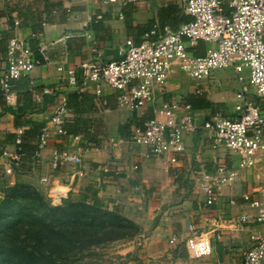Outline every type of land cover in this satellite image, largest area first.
I'll return each instance as SVG.
<instances>
[{"label":"crops","instance_id":"obj_1","mask_svg":"<svg viewBox=\"0 0 264 264\" xmlns=\"http://www.w3.org/2000/svg\"><path fill=\"white\" fill-rule=\"evenodd\" d=\"M191 20L174 0H118L107 5L101 0H0V59L5 60L8 42L15 37L26 43L39 62L29 76L13 83L10 103L5 101L0 86V181L4 182V191L15 185L31 186L59 206L95 187L109 203L127 209L129 218L142 230L138 237L144 245L136 254L146 264H242L244 253L251 247L250 235L264 236V224L240 227L235 223L252 215L243 197L257 196L264 186V154L255 157L253 167L238 169L239 158L225 149L214 150L199 130L184 138L185 152L177 164L169 166L166 157H151L148 148L131 141L132 130L153 117L150 105L129 111L117 104L113 90L104 87L97 96L91 83L78 93L65 85L64 73L58 70L60 63L67 69L116 60L128 40L138 44L153 31V38H158L165 27L173 30L172 23L177 30L181 23ZM208 47L196 42L189 45V50L204 56ZM45 58L53 63H46ZM230 76L215 74L197 91L174 68L168 90L156 105L202 95L215 104L218 112L230 110V116L241 113L234 110L237 104L251 103L264 110V98L253 89L238 98L240 84ZM45 88L55 94L43 93ZM71 94L78 95L77 107L71 109L72 117L64 125L66 135H57L51 117L62 99L67 100ZM195 113L205 120L214 112L209 108ZM18 128L24 131L21 157L18 162L13 160L14 174L9 175L8 163L18 153ZM44 128L51 133L49 144L37 155V138ZM55 152L80 154L82 162L54 168ZM220 164L236 170L237 177L223 185L217 201L207 206L200 187L202 175L215 172ZM105 166H110L109 174L103 173ZM134 166L135 171L131 169ZM4 191L0 189V201ZM192 223L212 243L211 254L200 259L190 258L183 243ZM174 236L179 242L171 246L169 239Z\"/></svg>","mask_w":264,"mask_h":264},{"label":"built area","instance_id":"obj_2","mask_svg":"<svg viewBox=\"0 0 264 264\" xmlns=\"http://www.w3.org/2000/svg\"><path fill=\"white\" fill-rule=\"evenodd\" d=\"M118 0H101L102 4H114ZM184 13L192 18L177 30L165 27L158 38L155 31L138 44L128 40L120 57L108 62H92L81 66L65 68L60 63L58 70L64 73V83L78 93L88 85H95V94L100 96L104 87L114 91L116 101L129 111H139L151 106L152 118L145 119L142 126L132 130L131 141L148 148V155L165 158L169 166L178 163L185 152L184 138L201 130L211 141L214 150L225 149L239 158L238 169L251 168L255 157L264 154V110L251 103L237 104V116H226L216 112L201 120L192 107L183 99L176 98L156 105L159 96L168 90L169 76L177 68L194 86L195 90L212 80L219 71L232 70L237 75L240 90L237 97L253 89L264 98V0H174ZM15 26L19 21H14ZM204 42L211 47L201 57L195 56L189 45ZM45 62H53L45 58ZM3 64V66H2ZM39 62L34 58L26 43L18 38L8 42L5 60L0 59V86L7 103L13 96V83L29 76ZM83 70L80 77L79 72ZM81 78V79H79ZM45 94H55L52 89H43ZM72 117L67 100L51 117V124L57 135H66L64 125ZM24 131L17 129L18 153L8 163L6 174H14L13 160L18 162ZM50 130L42 129L38 136V152L47 147ZM80 154L55 152L52 156L54 168L68 164L79 165ZM133 171L136 166L131 168ZM104 174L111 172L110 166L103 168ZM237 177L236 170H229L224 164L215 172L202 175L200 187L206 195V205L217 201L219 190ZM47 182L46 178L42 179ZM54 201L55 198L52 197ZM244 206L252 212L235 221L240 227L264 224V186L257 196L246 194ZM251 247L244 253L242 264H264V236L250 235ZM179 242L177 237L169 239L171 246ZM184 246L192 259L206 257L212 252L211 239L198 233L195 224L188 226Z\"/></svg>","mask_w":264,"mask_h":264},{"label":"trees","instance_id":"obj_3","mask_svg":"<svg viewBox=\"0 0 264 264\" xmlns=\"http://www.w3.org/2000/svg\"><path fill=\"white\" fill-rule=\"evenodd\" d=\"M171 27L176 30V24ZM77 101L78 95L71 94L68 108L77 107ZM186 102L194 111H219L202 95H189ZM89 200L69 198L53 206L31 186L9 187L0 201V264H76L85 250L130 238L137 231L125 216L96 198Z\"/></svg>","mask_w":264,"mask_h":264},{"label":"rangeland","instance_id":"obj_4","mask_svg":"<svg viewBox=\"0 0 264 264\" xmlns=\"http://www.w3.org/2000/svg\"><path fill=\"white\" fill-rule=\"evenodd\" d=\"M222 73H225L226 77L228 75H231L230 77H233V81L237 82V75L235 74L234 71L232 70L219 71L216 74L217 76H219ZM218 91H223V90L220 89ZM220 111L228 115L230 113V110L228 109H223ZM4 187H5L4 182L2 180V182L0 181V189L4 191ZM6 190L7 189H5V191L3 192L4 196L6 195ZM84 196H86L88 200L96 198L107 209L111 211L113 210L125 216L135 224V226L137 227V231L134 230V234L130 238L121 239L118 241L111 242L110 244H106L98 247H92L91 249L85 250L83 252L84 257H81V261L76 264H146L144 258L136 254V252H139L143 249V245H144L143 239L138 237V235L142 233V230L133 220L129 218V211L124 207L121 208L112 203H109L108 198L105 197L103 194L99 195L95 187L88 189L83 193V195L74 197L73 199L75 200L82 199ZM3 229H5V225L3 226Z\"/></svg>","mask_w":264,"mask_h":264}]
</instances>
